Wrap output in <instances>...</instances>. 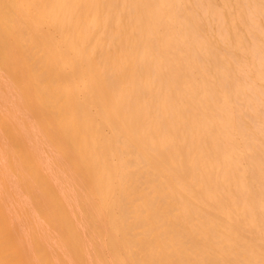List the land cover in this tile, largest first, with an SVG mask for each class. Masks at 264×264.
<instances>
[{"label": "bare ground", "instance_id": "1", "mask_svg": "<svg viewBox=\"0 0 264 264\" xmlns=\"http://www.w3.org/2000/svg\"><path fill=\"white\" fill-rule=\"evenodd\" d=\"M0 264H264V0H0Z\"/></svg>", "mask_w": 264, "mask_h": 264}]
</instances>
